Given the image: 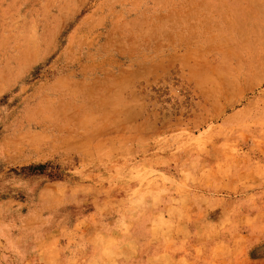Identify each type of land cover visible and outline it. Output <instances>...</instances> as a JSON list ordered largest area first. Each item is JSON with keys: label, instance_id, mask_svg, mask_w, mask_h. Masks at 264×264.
<instances>
[{"label": "rangeland", "instance_id": "obj_1", "mask_svg": "<svg viewBox=\"0 0 264 264\" xmlns=\"http://www.w3.org/2000/svg\"><path fill=\"white\" fill-rule=\"evenodd\" d=\"M0 264H264V0H0Z\"/></svg>", "mask_w": 264, "mask_h": 264}]
</instances>
